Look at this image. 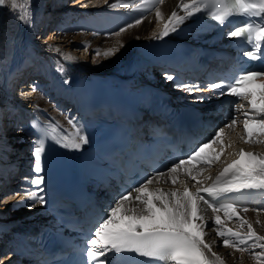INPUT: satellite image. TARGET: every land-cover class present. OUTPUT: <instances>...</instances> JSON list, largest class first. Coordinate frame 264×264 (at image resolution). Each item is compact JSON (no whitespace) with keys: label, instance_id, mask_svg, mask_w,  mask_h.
<instances>
[{"label":"bare ground","instance_id":"1","mask_svg":"<svg viewBox=\"0 0 264 264\" xmlns=\"http://www.w3.org/2000/svg\"><path fill=\"white\" fill-rule=\"evenodd\" d=\"M103 1L111 0H70L69 3L64 0H6L4 5H0V190L4 189L5 191L13 188L12 192H8V196L5 195V200H2L5 205L0 206V237H3V239H0V249L7 248L8 242L15 238L16 230L24 231L34 222H39L44 218V210L39 203L35 207H30L29 201L26 198L22 199L25 197L24 189L36 190V187L32 189L31 185L24 179L25 177L31 178L34 175L32 170L34 164L32 154L34 139L32 136L34 135L29 128L14 126L12 123L9 124L8 129H4L2 111H6V101L9 102L11 97L6 87L8 74L21 67L27 59L42 60L48 74L51 76V80L36 87L32 104L36 106L45 105L52 110L51 116H43V120L57 138L58 135L61 136L62 140L76 138V128L80 127L77 114L78 106L76 103L70 102L69 99L64 101L61 96L64 92L59 88L60 84L65 81L68 71L67 66L61 60V54H71L70 56L79 60L84 70L135 79L139 74H142L136 54L145 44L156 41L157 36L163 30L164 22L169 19L173 11H176L178 15L184 13L179 9V5L185 0H164L162 4L157 3L156 0H133L132 2L129 0L131 3H123L126 6L123 10L113 9V1L102 3ZM13 4H15V7H13ZM58 4L61 8V14L68 15L69 18L64 24H60L54 29H49L46 22L40 24L42 27L40 31H44V33L38 32L39 34L36 35L37 28L35 26L41 19L37 10L40 8L50 10ZM157 9L160 11L162 18L157 17ZM22 14L29 19V23L22 22L20 19ZM50 14L58 15V8L55 9V12L52 10ZM112 16L120 20L114 30H109L99 24L100 20L96 21L97 18L112 20ZM74 17L92 19L95 22L89 21L81 25L74 22ZM137 19H140L141 23L136 24ZM127 25L132 26L126 27ZM121 28H125V31L119 32ZM117 32H119V35H115ZM74 48L76 49L71 51ZM109 49L118 50L113 55H107ZM77 52L82 53L81 56H76ZM90 57L92 58L90 59ZM15 81L16 79L14 83ZM87 84L93 86L90 82ZM11 86L9 90L14 91L16 94V90H13ZM22 92L25 91L22 90ZM27 92L28 90L25 93ZM89 92H92V89ZM21 111L22 109H19V113ZM8 117L9 120H13L10 119V116ZM69 120L73 123L70 124ZM73 124H76V127ZM236 132L235 129L232 134ZM256 135L257 139L262 136V145L259 147L257 145H246L247 152L264 156V132L263 135L261 133ZM240 145L241 143L232 142V145L227 149V154L229 152L233 154L229 157H226L227 154H225L224 157L226 158L223 163L228 162L235 155L234 149H238ZM19 150L20 152H18ZM68 151L69 156L72 158L80 154H87L86 145H83L81 149L68 148ZM259 151H262V154ZM18 154H23L26 165L12 171V167H10L14 162L12 160H15ZM249 160H251L250 157H243V161L247 162ZM223 163L218 161L217 165L208 166L204 171L201 167H194L195 180L186 171H178L179 174L176 176L175 184L172 183V176L169 174L161 181H153L149 188L152 190H179L183 192L186 189L185 184H189L190 191L195 192L201 187L202 183L208 182L219 172ZM3 175L6 176V180L5 178L2 179ZM257 191L264 195V191ZM135 195L136 193L133 192V197L125 203L126 207L139 211L143 205L135 201ZM9 200L11 202L8 207ZM199 207L202 210L201 214L207 221V226L203 227V232L205 233V243L211 245V251L207 252L210 260H213L215 264H262L254 254L264 251V249L257 246L264 243V241H257L254 245L253 241L247 240L243 234L247 233L249 229L247 224H244L243 227L241 224L242 220L251 223L257 235L264 236V208L253 209L249 207L246 212L244 211L245 208H236L238 217L227 216L224 209H221L218 213L221 216L224 229L230 228L234 232H240V239L246 240L245 244L240 245L245 247L246 250L240 252L236 248L222 245V238L218 235L216 226L212 223L214 214L211 209L202 203ZM205 209L207 210L203 211ZM198 223L202 222L198 221ZM6 236L8 238H5ZM229 239L236 243L239 242L235 236H229ZM7 252L0 259V264H19V257L11 253L10 250ZM212 252H215L219 259L213 257Z\"/></svg>","mask_w":264,"mask_h":264},{"label":"snow or ice","instance_id":"2","mask_svg":"<svg viewBox=\"0 0 264 264\" xmlns=\"http://www.w3.org/2000/svg\"><path fill=\"white\" fill-rule=\"evenodd\" d=\"M5 2L6 0H0V5H4ZM156 2L162 4L164 0H156ZM200 5H203V9ZM180 6L185 15L181 16L173 11L163 27L162 34L157 36V39L168 36L169 32H176L178 25L183 24L185 20L193 17L196 13L204 12V14L211 16L219 26H224L230 18L242 16L248 22L233 26L232 30L226 33L227 37L247 41L252 50L245 52L244 56L250 60L264 59V52L260 50L261 44L264 43V0H191L190 4L181 2ZM156 15L158 18H162L158 9ZM254 18H258L259 22ZM20 19L25 23L30 22L24 14L20 16ZM135 23L139 24L141 20L137 19ZM131 26L127 25L126 27ZM123 31L125 28L119 30V32ZM119 32L115 35H119ZM116 50L118 49H109L106 54L113 55ZM97 54L99 53L97 52ZM166 77L169 80L174 79L167 74ZM260 77H264V69L259 71L244 70L232 82L221 81L207 85L213 90H219L215 93L216 95L231 94L237 98L248 100L250 108L243 112L245 117L243 126L248 140L252 139L253 126L258 125L260 130L264 131V93L260 94L258 101L257 93L244 91L246 85L256 82L257 78ZM261 86L264 87V84ZM32 87L35 90L36 86L33 85ZM178 87L186 88L192 94V89L199 87V85L182 84ZM208 98L210 99V97ZM197 99L202 102L205 96L200 95ZM242 107L240 103H235L233 115L225 126L219 127L213 137L199 144L186 158L179 159L165 171H158L149 176L132 191L123 193L114 206L109 209L107 218L98 224L91 237L86 241L87 246L83 252L84 264H113V259L118 258L122 253H135L151 258L156 264H215L207 254L211 251V245L204 241L203 227L207 226V221L201 214L202 210L199 207L201 202L207 205V208L211 209L214 214L212 223L222 238V245L244 252L246 248L240 245L245 244L246 240L240 239V232H234L230 228L224 229L221 216L218 214L223 207L227 216L238 217L235 204L228 203L216 207L215 202L230 199V194L239 193L242 190L264 191V156L251 152H241L242 157L247 156L254 161L250 167H234V164L240 163L235 161L234 164L225 167L210 186L197 189L195 192L188 189L181 192L179 190L164 191L149 188L154 179L166 174L172 176V183L175 184L176 176L181 168L195 180L193 164L212 163L213 157L207 155L206 149L220 140L225 127L237 123L236 113ZM68 122L73 123L71 120ZM32 126L37 128L41 135L39 139L33 141L34 164L32 170L34 175L24 179L28 184L36 186V190L24 189L25 197L22 199L26 198L29 201V206L35 207L38 203L42 205L47 203L42 157L45 155V141L55 139V137L50 136L46 129L40 128L35 121L32 122ZM73 126L76 127V124ZM56 142L62 143L64 148L81 149L83 145L89 143V136L81 126L76 128V138L70 140L65 138ZM133 191L136 193L135 201L143 205L139 211L126 207L125 202L130 201V198L133 197ZM210 201L213 202L210 203ZM247 210V208L244 209L245 212ZM125 221L126 223H124ZM198 221L202 223H198ZM244 224H247L249 229L247 233L243 234L247 240L253 241L254 245L257 241H264V236L257 235L251 223L242 220L241 226L243 227ZM229 236L237 237L239 242H233ZM257 246L264 249V243ZM211 255L219 259L215 252H212ZM254 255L264 264V251Z\"/></svg>","mask_w":264,"mask_h":264},{"label":"rangeland","instance_id":"3","mask_svg":"<svg viewBox=\"0 0 264 264\" xmlns=\"http://www.w3.org/2000/svg\"><path fill=\"white\" fill-rule=\"evenodd\" d=\"M66 3H69V2H66ZM37 12H39V10H37ZM74 18H75V17H74ZM79 18H80V17H79ZM79 18H78V19H79ZM71 19H72V18H71ZM78 19H76L74 22H77V23H78V21H77ZM39 22H40V21H39ZM39 22H38V23H39ZM67 22H69V21H67ZM74 22H72V23H74ZM38 23H37V26H35V27L37 28V29H36L37 32H35L36 35H38V34L41 32L40 30H41V28H42L41 25H38ZM46 31H47V30H46ZM38 32H39V33H38ZM43 33H44V31L41 32V34H43ZM79 48H80V47H79ZM79 48H78V49H79ZM81 48H82V47H81ZM81 48H80V49H81ZM75 49H76V48L71 49V51H72V50L74 51ZM80 49H79V50H80ZM78 53H79V54H78ZM81 54H82V53L77 52V53H76V56H81ZM91 58H92V57H90V59H91ZM11 146H13V144H11ZM252 146H254V145H252ZM18 147H19V146H18ZM20 149H21V148H20ZM22 150H23V149H22ZM18 152H20V150H19ZM231 154H233V153L229 152L228 155H227L226 157H229ZM22 155H23V154H18V156L16 157V159H15V160H12V161H15V163H16V164H15V163L13 162V163H12L13 165L10 166V167H12V171H14L16 168H20L21 166L23 167V166L26 165V164H25V159H24V163H23L24 165H23V164L20 165V164L22 163V158H23ZM10 156H11V155H10ZM14 164H15L16 166H15ZM17 166H18V167H17ZM16 173H18V172H16ZM5 177H6V176L3 175V176H2V179H4ZM5 180H6V179H5ZM12 190H13V188H12V189H8V190H5V191H4V189H2V190L0 191V206L5 205V203H3V201L5 200V195L8 196V192L10 193V192H12ZM2 200H3V201H2ZM10 202H11V200H9L8 207L10 206ZM11 205H13V204H11ZM1 209H2V208H1ZM7 253H8V252H7L6 250L1 251V249H0V259L2 258L3 255H5V254H7Z\"/></svg>","mask_w":264,"mask_h":264}]
</instances>
